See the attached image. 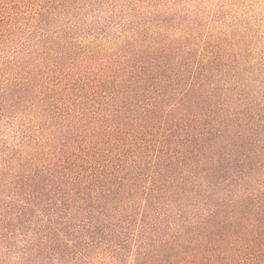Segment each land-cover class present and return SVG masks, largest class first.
Masks as SVG:
<instances>
[{"label":"trees","instance_id":"1","mask_svg":"<svg viewBox=\"0 0 264 264\" xmlns=\"http://www.w3.org/2000/svg\"><path fill=\"white\" fill-rule=\"evenodd\" d=\"M252 2L0 0V264H264Z\"/></svg>","mask_w":264,"mask_h":264},{"label":"rangeland","instance_id":"2","mask_svg":"<svg viewBox=\"0 0 264 264\" xmlns=\"http://www.w3.org/2000/svg\"><path fill=\"white\" fill-rule=\"evenodd\" d=\"M252 5L247 9L246 14H253L259 19L264 20V0H252ZM242 16H246L242 14Z\"/></svg>","mask_w":264,"mask_h":264}]
</instances>
